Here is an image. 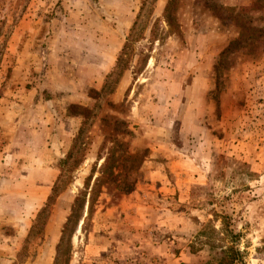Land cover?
<instances>
[{
  "label": "rangeland",
  "instance_id": "obj_1",
  "mask_svg": "<svg viewBox=\"0 0 264 264\" xmlns=\"http://www.w3.org/2000/svg\"><path fill=\"white\" fill-rule=\"evenodd\" d=\"M264 264V0H0V264Z\"/></svg>",
  "mask_w": 264,
  "mask_h": 264
},
{
  "label": "trees",
  "instance_id": "obj_2",
  "mask_svg": "<svg viewBox=\"0 0 264 264\" xmlns=\"http://www.w3.org/2000/svg\"><path fill=\"white\" fill-rule=\"evenodd\" d=\"M222 251L225 255L219 257L216 261V264H233L241 260L242 253L233 246H228Z\"/></svg>",
  "mask_w": 264,
  "mask_h": 264
}]
</instances>
